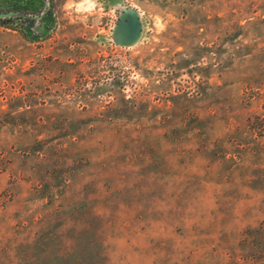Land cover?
I'll list each match as a JSON object with an SVG mask.
<instances>
[{
	"label": "rangeland",
	"instance_id": "obj_1",
	"mask_svg": "<svg viewBox=\"0 0 264 264\" xmlns=\"http://www.w3.org/2000/svg\"><path fill=\"white\" fill-rule=\"evenodd\" d=\"M97 5L0 18V264H264V0Z\"/></svg>",
	"mask_w": 264,
	"mask_h": 264
},
{
	"label": "water",
	"instance_id": "obj_2",
	"mask_svg": "<svg viewBox=\"0 0 264 264\" xmlns=\"http://www.w3.org/2000/svg\"><path fill=\"white\" fill-rule=\"evenodd\" d=\"M51 5V0H47V9ZM118 16L111 29L112 39L121 45H131L136 43L143 32L144 22L138 9L130 5L118 6ZM45 11L38 14H30L17 10H0V18L10 16H26L40 18Z\"/></svg>",
	"mask_w": 264,
	"mask_h": 264
},
{
	"label": "clouds",
	"instance_id": "obj_3",
	"mask_svg": "<svg viewBox=\"0 0 264 264\" xmlns=\"http://www.w3.org/2000/svg\"><path fill=\"white\" fill-rule=\"evenodd\" d=\"M97 6V0H80V9L82 11H94Z\"/></svg>",
	"mask_w": 264,
	"mask_h": 264
},
{
	"label": "flooded vegetation",
	"instance_id": "obj_4",
	"mask_svg": "<svg viewBox=\"0 0 264 264\" xmlns=\"http://www.w3.org/2000/svg\"><path fill=\"white\" fill-rule=\"evenodd\" d=\"M49 9H50V7L47 9V5H46V9L44 10V11H45L44 14L47 13V11H48ZM41 12H42V11H41ZM26 13H27V12H26ZM37 14H38V13H37ZM44 14H43V15H44ZM43 15H42V16H43ZM18 17H20V16H18ZM25 17H26V16H25ZM28 18H34V17H28ZM40 18H41V17H40Z\"/></svg>",
	"mask_w": 264,
	"mask_h": 264
},
{
	"label": "trees",
	"instance_id": "obj_5",
	"mask_svg": "<svg viewBox=\"0 0 264 264\" xmlns=\"http://www.w3.org/2000/svg\"><path fill=\"white\" fill-rule=\"evenodd\" d=\"M20 17H24V16H20ZM5 18V17H4Z\"/></svg>",
	"mask_w": 264,
	"mask_h": 264
}]
</instances>
